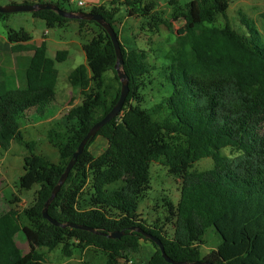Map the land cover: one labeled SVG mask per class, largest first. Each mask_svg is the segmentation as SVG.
Returning <instances> with one entry per match:
<instances>
[{"label":"trees","instance_id":"1","mask_svg":"<svg viewBox=\"0 0 264 264\" xmlns=\"http://www.w3.org/2000/svg\"><path fill=\"white\" fill-rule=\"evenodd\" d=\"M157 1L124 0L121 5L129 8L130 17H145L151 31L160 25L171 30L173 21H184L176 46L166 55L163 91L153 75L159 74V67L151 65L147 53L131 39H119L117 0H112L110 8L98 5L88 11L101 15L114 29L129 93L118 116L88 141L48 206V215L61 224L123 232L118 239L56 227L42 217L44 204L80 141L118 100L120 83L110 38L94 22L73 20L80 30L93 25L97 33L82 47L85 63L68 76L70 87L83 98L81 105L72 108L63 125L47 132L48 144L58 153V162L52 163L35 154L33 143L23 140L20 128L22 121H44L50 116L56 98L54 63L63 62L67 52L58 51L51 59L44 41L34 46L28 44L31 38L22 29L7 31L13 54L32 51V55L16 57L14 76L2 75L0 149L7 150L14 140L24 143L28 152L19 188H39L30 207L0 209V264H49L39 250L58 246L65 258L89 249L105 258L103 264H125L131 257L140 260L141 241H148L138 229L156 236L176 262L264 264V39L246 20H242L246 32L228 24L226 13L232 0H190L171 20L154 11ZM34 3L65 10L58 2ZM8 15L0 13V22ZM31 15L48 29L71 21L50 10ZM219 15L226 21L223 27L213 26ZM107 72L112 74L108 82L103 78ZM151 93L152 103L147 98ZM97 137L107 145L95 157L89 147ZM226 149L234 156L222 155ZM205 158L212 160V169L192 171ZM151 163L166 167L178 182V202H164L166 215L160 226L147 225L138 214L139 203L150 190ZM164 226H171L172 233L165 232ZM210 229L220 244L202 255ZM20 231L29 246L25 254L14 240ZM151 244L155 251L145 264H169Z\"/></svg>","mask_w":264,"mask_h":264},{"label":"rangeland","instance_id":"2","mask_svg":"<svg viewBox=\"0 0 264 264\" xmlns=\"http://www.w3.org/2000/svg\"><path fill=\"white\" fill-rule=\"evenodd\" d=\"M16 3L8 2V0H0V5L20 4V0H12ZM27 2H35L36 0H26ZM48 2H58L66 11L88 12L92 6L91 0H84L86 6L79 7L78 0H71L68 3L63 0H46ZM124 0H117L115 6L119 9L117 18L120 20L119 39L127 37L131 39L136 46L144 50L148 56V62L151 65L159 67L158 72L154 73L156 78L155 84H161L160 90H164L163 84L164 73L163 65L166 63V55L176 46L177 32L183 25V19L179 18L172 22V29L168 30L163 25H160L157 31H151L147 25L148 20L139 14L130 17L128 14L129 8L121 5ZM190 0H175L176 3L171 4L169 0H158L156 10L159 17L164 20H171L172 15H178L186 9V5ZM112 0H99L100 5L108 8L111 7ZM97 3V4H98ZM120 3V4H119ZM91 5V6H90ZM154 13V12H153ZM227 22L237 31L246 32V25L242 20L252 23L260 32L264 39V0H232L227 10ZM7 20L0 22V37H6L7 31L12 29L19 31L22 29L32 39V45L36 46L38 40L42 38L45 32V42L47 44V56L51 59L55 57L58 51H66L67 55L63 62H55L54 68L57 71L56 82V98L52 104V110L47 120L36 121L31 118L27 123L21 122V132L25 142L33 143L34 152L37 155L46 157L52 163L58 162V153L47 142V132L52 127L61 126L65 123L67 114L72 108L81 105L82 96L77 90H73L68 82L69 74L79 65L85 63V56L82 47L91 40L97 33V29L93 25H86L80 30L77 22L71 20L62 27H54L48 29L41 19L33 18L31 13H15L8 15ZM225 19L222 16H217L213 26L223 27ZM126 30V31H124ZM264 45V41H263ZM0 49L2 44L0 42ZM1 71L7 76L15 75V68L12 60L8 57L2 61ZM112 77L110 72L104 74V80L107 81ZM108 82V81H107ZM156 87V86H155ZM153 93V92H152ZM152 93L147 96L151 100ZM158 97V96H157ZM156 97V99H157ZM152 99L150 102L152 103ZM264 132V127L262 128ZM107 142L101 137H97L89 147L93 156L97 157L106 148ZM28 149L24 143L12 141L7 150L0 149V209L10 206L17 211H22L30 207L35 199L36 191L39 186L35 185L28 191L20 190L19 178L24 174L23 165L24 157L27 155ZM221 154L233 157L231 150L226 149ZM213 162L209 158L198 161L192 171H207L212 169ZM150 190L146 198L139 203L138 214L141 220L147 225L157 226L162 225L166 215L163 208L164 202H171L176 205L179 199L178 182L168 174L166 167L159 163H151L149 168ZM16 198V199H15ZM16 201H14V200ZM14 202L13 205L9 204ZM165 232L171 234V226L163 227ZM14 240L20 251L25 254L29 251L27 239L21 231L18 232ZM204 245L201 247L202 255H206L211 250H214L219 244L220 239L215 234L213 229H210L204 237ZM49 264H79L81 262H89L91 264H103L105 258L93 251L86 249L83 252H75L72 257L65 258L61 252V246L54 250L41 248L39 250ZM155 249L148 241H141V251L139 254L140 260L131 257L128 263L125 264H145Z\"/></svg>","mask_w":264,"mask_h":264},{"label":"water","instance_id":"3","mask_svg":"<svg viewBox=\"0 0 264 264\" xmlns=\"http://www.w3.org/2000/svg\"><path fill=\"white\" fill-rule=\"evenodd\" d=\"M45 10H50L55 12L58 16L70 20H85L89 22H94L97 25H99L105 33L108 35V37L111 40V43L114 47L115 55H116V63L114 65V70L116 71L117 78L120 83V92H119V97L115 105L111 108V110L97 123H95L90 130L87 132V134L84 136V138L80 141L77 150L73 153L71 159L67 163L64 172L60 176L57 184L54 186L50 197L48 200L45 202L44 207L42 209V217L44 220L48 221L50 224L56 227H61V228H71V229H76V230H82L86 232H90L92 234L96 235H101L104 237H107L109 239H118L123 235V232H111V233H102L99 232L93 228L87 227V226H82V225H76L72 223H65L61 224L51 218L48 215V206L50 203L54 200L56 197L57 193L59 192L60 188L64 184L65 180L67 179L69 173L73 169L77 158L82 154L84 151V148L88 141L92 139L93 137L96 136V134L99 132V130L109 123L111 120L116 118L118 114L120 113L123 104L126 100V97L129 93V86H128V80L127 76L122 68L123 61H122V56H121V51H120V46H119V41L117 39L116 33L114 29L108 24L101 15L99 14H93L89 12H70L66 10H62L59 7H57L54 4L50 3H22V4H7L5 6L0 5V13L1 14H15V13H35L38 11H45ZM134 230V229H133ZM138 233L142 234L143 237H145L148 241L153 243L157 248L159 249L162 258L169 264H210L205 261H198L194 263H187V262H176L171 260L165 253L164 247L161 243V241L156 237L151 235L150 233H146L144 231H141L140 229L137 230Z\"/></svg>","mask_w":264,"mask_h":264},{"label":"crops","instance_id":"4","mask_svg":"<svg viewBox=\"0 0 264 264\" xmlns=\"http://www.w3.org/2000/svg\"><path fill=\"white\" fill-rule=\"evenodd\" d=\"M24 1H26V0H20L19 3L22 4ZM98 1L99 0H91L90 3H91V5L98 6V5H100V3H98ZM8 2L16 3L15 1H12V0H8ZM44 34H45V32L43 33L42 38L38 40V44L36 46L40 45L43 41L44 42L46 41L44 39L45 38ZM0 42L2 44V49H0V65L2 64V61L4 62V60L9 57L12 60V63L14 65V68H15V71H16V69H17L16 57L19 56V57H23V58H28V57H30L32 55V51H24V52H20V53H17V54H13L11 52V50H10V46L11 45L7 42L6 37H4V38L0 37ZM31 43H32V39L30 40V42L28 44H31ZM46 47H47V44H46ZM0 68H1V66H0ZM2 75H3V72L0 69V81L2 80ZM153 254L154 253H152V255Z\"/></svg>","mask_w":264,"mask_h":264},{"label":"built area","instance_id":"5","mask_svg":"<svg viewBox=\"0 0 264 264\" xmlns=\"http://www.w3.org/2000/svg\"><path fill=\"white\" fill-rule=\"evenodd\" d=\"M70 2H71V1H70ZM71 3H72V2H71ZM77 4H78L79 7H84V6H86V3H85L83 0H78Z\"/></svg>","mask_w":264,"mask_h":264}]
</instances>
